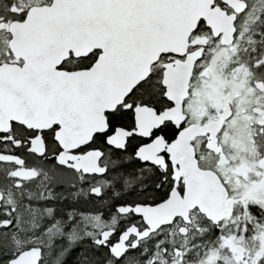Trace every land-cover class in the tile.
Here are the masks:
<instances>
[{
    "label": "snow or ice",
    "instance_id": "6c2138e0",
    "mask_svg": "<svg viewBox=\"0 0 264 264\" xmlns=\"http://www.w3.org/2000/svg\"><path fill=\"white\" fill-rule=\"evenodd\" d=\"M0 264H264V0H0Z\"/></svg>",
    "mask_w": 264,
    "mask_h": 264
}]
</instances>
